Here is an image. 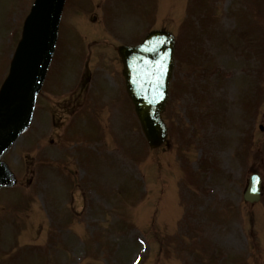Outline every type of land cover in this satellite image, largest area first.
<instances>
[{
  "label": "rangeland",
  "instance_id": "rangeland-1",
  "mask_svg": "<svg viewBox=\"0 0 264 264\" xmlns=\"http://www.w3.org/2000/svg\"><path fill=\"white\" fill-rule=\"evenodd\" d=\"M37 1L0 0V95ZM158 27L177 45L152 149L123 83L71 96L86 63L124 82L112 45ZM41 90L0 156V264H264V0H63Z\"/></svg>",
  "mask_w": 264,
  "mask_h": 264
},
{
  "label": "water",
  "instance_id": "water-1",
  "mask_svg": "<svg viewBox=\"0 0 264 264\" xmlns=\"http://www.w3.org/2000/svg\"><path fill=\"white\" fill-rule=\"evenodd\" d=\"M62 1H38L18 65L0 98V152L14 134L23 129L29 117L53 49ZM175 45L171 32L156 29L141 43L119 48L127 91L152 148L162 145L168 135L162 113L169 99ZM260 191L261 179L253 174L245 200H259Z\"/></svg>",
  "mask_w": 264,
  "mask_h": 264
},
{
  "label": "flooded vegetation",
  "instance_id": "flooded-vegetation-1",
  "mask_svg": "<svg viewBox=\"0 0 264 264\" xmlns=\"http://www.w3.org/2000/svg\"><path fill=\"white\" fill-rule=\"evenodd\" d=\"M112 48L115 50V48H117L115 45H112ZM116 51V50H115ZM83 72L82 75L80 77V81L78 84V95L82 96L85 92L88 93L90 86L92 85L91 82L93 81V79L96 77V75H100L101 77L99 78V81H102L104 79V76L102 75V71H106L107 73H109V75L107 76L108 79V83H112L114 85H121L123 83V81H120L117 76H115V72L113 69H109V67H99V69L97 70H93V68L91 69V67H83ZM98 90L99 86H97Z\"/></svg>",
  "mask_w": 264,
  "mask_h": 264
},
{
  "label": "bare ground",
  "instance_id": "bare-ground-1",
  "mask_svg": "<svg viewBox=\"0 0 264 264\" xmlns=\"http://www.w3.org/2000/svg\"><path fill=\"white\" fill-rule=\"evenodd\" d=\"M17 136H18V133L14 134V136L12 137V139L9 140V142L7 143V146H8L10 143H12L13 141H15V139L17 138Z\"/></svg>",
  "mask_w": 264,
  "mask_h": 264
}]
</instances>
